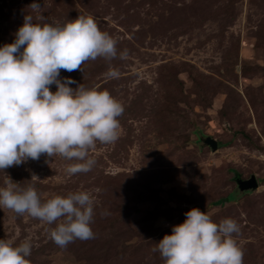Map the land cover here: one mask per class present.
Wrapping results in <instances>:
<instances>
[{"label": "rangeland", "instance_id": "obj_1", "mask_svg": "<svg viewBox=\"0 0 264 264\" xmlns=\"http://www.w3.org/2000/svg\"><path fill=\"white\" fill-rule=\"evenodd\" d=\"M27 14L53 25L92 17L118 53L128 50L59 77L107 90L124 112L117 141L89 151L87 173L69 176L77 161L46 154L0 170V187L33 185L42 202L90 193L95 238L61 249L50 239L60 221L0 207V239L30 242V264H164L153 247L198 208L215 223L234 219L243 264H264V0H0V47ZM110 66L118 79L107 77ZM251 175L258 188L239 197L236 180Z\"/></svg>", "mask_w": 264, "mask_h": 264}, {"label": "clouds", "instance_id": "obj_2", "mask_svg": "<svg viewBox=\"0 0 264 264\" xmlns=\"http://www.w3.org/2000/svg\"><path fill=\"white\" fill-rule=\"evenodd\" d=\"M28 8L38 13L42 9L35 2ZM15 36L13 43L0 47V170L46 154L77 161L67 166L69 176L91 171L96 161L88 156L89 151L97 142L117 141L124 107L107 90L83 84L69 87L77 82L70 77L62 81L60 72L82 71L86 62L97 58L109 63L123 60L128 50L118 53L117 41L101 31L94 18L84 16L53 25L33 23L27 14ZM106 75L118 79L120 73L110 66ZM52 85L55 93L50 91ZM16 185L9 180L6 187H0V207L49 225L60 221L50 231L58 247L95 238L90 193L79 191L42 202L33 185ZM185 216L182 224L172 228L173 234L165 235L152 249L164 264H243L244 252L234 238L240 226L234 219L215 223L198 208ZM31 248L30 242L12 246L0 239V264H30Z\"/></svg>", "mask_w": 264, "mask_h": 264}, {"label": "water", "instance_id": "obj_3", "mask_svg": "<svg viewBox=\"0 0 264 264\" xmlns=\"http://www.w3.org/2000/svg\"><path fill=\"white\" fill-rule=\"evenodd\" d=\"M205 144L211 149L212 153L218 149V143L216 140L207 138ZM237 188L241 192L254 191L258 188V182L254 175H251L248 179L238 178L236 180Z\"/></svg>", "mask_w": 264, "mask_h": 264}, {"label": "trees", "instance_id": "obj_4", "mask_svg": "<svg viewBox=\"0 0 264 264\" xmlns=\"http://www.w3.org/2000/svg\"><path fill=\"white\" fill-rule=\"evenodd\" d=\"M245 138L248 139L247 136H245ZM219 144L221 145V143H219ZM253 147H255L256 149L259 148V147H256L255 145H253ZM243 194H245V192H241V191L238 190V196H239V197H241V195H243ZM235 197H236V196H235ZM235 197H234V195L230 196V197H229V201H233ZM210 206H211V203L209 204L208 207H210Z\"/></svg>", "mask_w": 264, "mask_h": 264}]
</instances>
